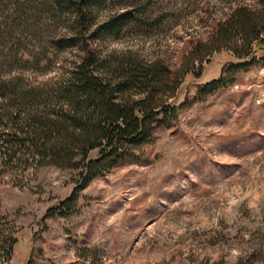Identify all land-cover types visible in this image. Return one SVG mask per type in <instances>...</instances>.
<instances>
[{
  "label": "rangeland",
  "instance_id": "rangeland-1",
  "mask_svg": "<svg viewBox=\"0 0 264 264\" xmlns=\"http://www.w3.org/2000/svg\"><path fill=\"white\" fill-rule=\"evenodd\" d=\"M236 1L140 0L148 17L98 47L162 56L175 68ZM120 3L127 0L102 6L95 21ZM231 62L220 49L200 69L190 66L174 122L135 158L92 179L71 215L48 209L72 191L73 169L0 174V238L15 239L0 264H264V65L225 72L215 90H201Z\"/></svg>",
  "mask_w": 264,
  "mask_h": 264
},
{
  "label": "trees",
  "instance_id": "trees-1",
  "mask_svg": "<svg viewBox=\"0 0 264 264\" xmlns=\"http://www.w3.org/2000/svg\"><path fill=\"white\" fill-rule=\"evenodd\" d=\"M110 1L0 0V174L73 169L74 187L48 209L52 215L73 214L92 179L135 158L158 127L174 122L184 107L175 104L183 75L195 63L200 69L209 52L227 50L238 62L204 84L205 92L225 72L264 65V0L230 4L210 39L190 43L175 68L162 56L98 47L112 31L148 17L140 0H127L104 7L95 21ZM0 240L8 260L15 239Z\"/></svg>",
  "mask_w": 264,
  "mask_h": 264
},
{
  "label": "built area",
  "instance_id": "built-area-1",
  "mask_svg": "<svg viewBox=\"0 0 264 264\" xmlns=\"http://www.w3.org/2000/svg\"><path fill=\"white\" fill-rule=\"evenodd\" d=\"M261 100H263V99H259V100H257V101L259 102V101H261Z\"/></svg>",
  "mask_w": 264,
  "mask_h": 264
}]
</instances>
